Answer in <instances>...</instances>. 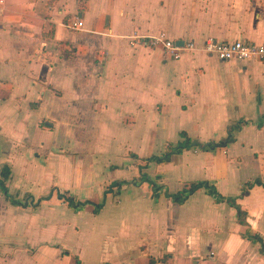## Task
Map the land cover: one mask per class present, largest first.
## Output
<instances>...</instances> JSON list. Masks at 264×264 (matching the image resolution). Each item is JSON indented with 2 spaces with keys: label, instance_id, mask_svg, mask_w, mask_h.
Returning <instances> with one entry per match:
<instances>
[{
  "label": "crops",
  "instance_id": "obj_1",
  "mask_svg": "<svg viewBox=\"0 0 264 264\" xmlns=\"http://www.w3.org/2000/svg\"><path fill=\"white\" fill-rule=\"evenodd\" d=\"M208 38L264 46V0H0V264H264V62Z\"/></svg>",
  "mask_w": 264,
  "mask_h": 264
},
{
  "label": "built area",
  "instance_id": "obj_2",
  "mask_svg": "<svg viewBox=\"0 0 264 264\" xmlns=\"http://www.w3.org/2000/svg\"><path fill=\"white\" fill-rule=\"evenodd\" d=\"M72 27L81 28L82 22L76 21ZM135 43L144 44L152 48H161L164 54L172 60H178L183 50L195 49L193 42H186L183 46H178L164 34L151 36L146 42L134 37L130 44L133 45ZM202 50L220 61L237 59L241 61L257 60L264 62V46L243 42L242 40L220 42L213 38H208L203 42Z\"/></svg>",
  "mask_w": 264,
  "mask_h": 264
},
{
  "label": "trees",
  "instance_id": "obj_3",
  "mask_svg": "<svg viewBox=\"0 0 264 264\" xmlns=\"http://www.w3.org/2000/svg\"><path fill=\"white\" fill-rule=\"evenodd\" d=\"M237 128V126H232V128H230V132H229V135H228V137L222 142V144H225L226 142H230L232 139H233V137H232V131L233 130H235ZM182 140L180 141V142H178L175 146H173L172 147V152H170L169 154H167L166 156V158L165 159H168V157H169V155L170 154H173V153H180L183 149H187V148H189V147H191V146H199V143L198 142H196V141H193V140H190V139H188L185 135H183L182 136ZM221 144V145H222ZM209 146L210 147H214L215 146V144L214 143H211V144H209ZM203 147V146H202ZM205 147H207V146H204L203 148H205ZM8 177V175H7V173L3 170V172H2V178L3 179H1L0 180V190L3 192V194H5V196H7V197H9V195L7 194V189H6V187H5V183H4V180L6 179ZM151 185H152V188H154L155 187V185L153 184V183H151ZM194 189H196L195 187L194 188H191V190H189V191H187V192H182V193H177V194H174V195H170V197H171V199L174 201V202H176V203H181V202H183V200L185 199V198H187L188 197V195H190L191 193H192V191L194 190ZM207 192L209 193V194H211L213 197H215L216 199H220L221 200V198L219 197V195L215 192V191H213V190H211V189H207ZM61 199H63V197L62 196H59ZM63 201H65V202H69L70 203V205H72L73 207H75V208H80V207H83V206H85V204L86 203H75L74 201H73V199H70V198H65V199H63ZM100 207V206H99ZM98 207V208H99ZM97 208V207H96ZM250 239L251 240H253V241H258L260 244H261V251H262V253L264 252V241L261 239V238H259L258 236H254V237H250Z\"/></svg>",
  "mask_w": 264,
  "mask_h": 264
}]
</instances>
